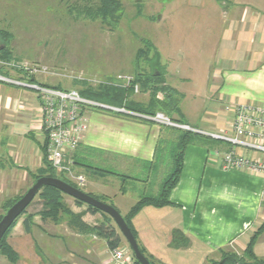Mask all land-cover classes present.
I'll list each match as a JSON object with an SVG mask.
<instances>
[{"label":"crops","instance_id":"0c3cea01","mask_svg":"<svg viewBox=\"0 0 264 264\" xmlns=\"http://www.w3.org/2000/svg\"><path fill=\"white\" fill-rule=\"evenodd\" d=\"M212 6L213 60L202 70L203 114L194 115L200 104L190 101L180 113L185 118L172 119L208 133L229 134L237 104L264 105V0H214ZM166 81L164 86L176 88ZM5 85L11 84L0 83V195L3 181L10 176L8 170L20 169L29 177L43 166L41 145L46 141L37 94L6 89ZM163 98L158 92L157 99ZM145 100L135 95L132 98L141 105ZM133 113L89 110L87 130L72 153L75 170L88 172L83 173L84 192L104 197L118 209L127 198L122 191L124 178L106 177L109 173L99 170L103 169L99 164L119 159L153 162L160 140L170 133L168 127ZM12 122L17 124L15 129ZM214 149L187 145L180 176L168 195L170 204L143 206L132 218L138 241L156 264H204L219 260L222 248L242 253L264 221V173L225 169L213 155ZM238 152L255 155L248 150ZM33 203L8 234L7 242L18 254L17 261L11 263L0 256V264H111L104 238L94 232H79L68 220H42L38 209L29 211ZM71 209L89 225L102 219L100 212H92L86 205L76 204ZM30 214L26 230L24 221ZM175 229L187 237V247L171 245ZM253 252L264 257V231L258 235Z\"/></svg>","mask_w":264,"mask_h":264},{"label":"rangeland","instance_id":"374dc122","mask_svg":"<svg viewBox=\"0 0 264 264\" xmlns=\"http://www.w3.org/2000/svg\"><path fill=\"white\" fill-rule=\"evenodd\" d=\"M119 1L123 12L116 27L110 29L98 20H91L83 14L78 16L70 11V3L66 0H0V32H4L0 33V47L6 46V52L10 56V62L0 58V65L6 68L10 79L75 89L82 97H85L81 93L85 86L96 88L100 84L122 87L132 85L127 99L132 101L134 95L136 98H145L142 107L146 111L159 110L169 118L182 117L180 113L183 114L190 101L200 104L194 109V115L203 114L200 95L204 89L201 78L202 70L213 60L211 21L214 16V0ZM140 51L147 52V56H137ZM155 66L161 72V84L166 85L168 79L176 86H166L172 89V102H166V107L157 101L151 103L150 91L142 86L143 81H135L140 75H144L141 73L153 75ZM181 76H188V81ZM3 84H11L5 85L6 89H18L23 93L35 92L24 85L6 81ZM194 84L196 89L193 88ZM195 93L199 97H194ZM101 101L100 103L117 106L107 99ZM89 109L107 112L95 107ZM182 118H185L184 115ZM10 126L15 129L17 124L12 122ZM175 136L173 133L168 137ZM216 149H224V146ZM103 162L99 164L101 168L115 173H109L106 177L116 179L117 176L122 180L121 175H124L122 191L126 192L127 198L117 208L121 215H125L127 208L142 194L155 195L161 180L172 166V159L167 152H162L155 159L152 168L146 162L137 163L126 159ZM75 169L74 167L70 174L64 172L65 178L84 191L85 188H82L85 182L80 185L75 177H84L88 172L81 173ZM8 173L9 179L3 181L4 188H1L0 215L7 211L3 205L5 201L18 199L34 181L20 169L8 170ZM62 197L65 206L72 211L71 208L77 204L74 198L65 193H62ZM37 198L38 196L34 197ZM38 203L34 202L29 211L38 209ZM61 218L68 220L69 217L61 215ZM122 241L126 245L127 242L124 239Z\"/></svg>","mask_w":264,"mask_h":264},{"label":"trees","instance_id":"16d2710c","mask_svg":"<svg viewBox=\"0 0 264 264\" xmlns=\"http://www.w3.org/2000/svg\"><path fill=\"white\" fill-rule=\"evenodd\" d=\"M66 1L67 3H70L68 4L70 6V11L76 13L78 16H81L83 14L86 18H89L91 20H98L104 26L110 27V29H113L116 27L117 22L119 21L122 15V12H123L122 4L119 0H66ZM70 1H72L73 3H71ZM0 33L4 34L3 31ZM6 50H8L6 46H3V48L0 47V58H2L1 59L2 61L10 62V56L7 54ZM142 55L147 56V52L140 51V54H138L137 56H142ZM5 69L3 65L1 64L0 65V75L7 76V77L10 76V74ZM141 74H144L145 76L147 75L145 73H141ZM144 75H140L141 77H138L136 79L134 78V79L136 82L139 80L143 81L142 86L150 91L151 103H153L154 101H157L166 107V102H172V98H171L172 89L170 87H166L163 84H161V81H160L161 72L156 66H155L153 75L151 76L148 75L146 77H143ZM17 80H20V79H17ZM31 80L33 81L34 78H31ZM0 83H3V81H0ZM44 85L62 89L61 87L56 86V85H49V84H44ZM132 88H133L132 85L128 87L127 86L122 87L119 85H107V84L101 85L100 84L96 88L85 86V88L81 91V93L83 96H85V98H90L91 100H94L97 102H102L101 99H107L111 101V103H116L117 105L116 107H123L128 111L137 112L142 115H153L154 113H156V112L146 111L144 107H142L141 104L132 102L131 100L127 99V96L132 91ZM158 92H161L162 94H164V98L162 100L157 99ZM87 95L89 97H87ZM166 127H168L170 131L168 136L171 134L173 135V133H175L176 136L173 138H170L167 136L165 138H162L158 146L156 147V155H155L154 161L147 163V165H149L152 168L154 165L155 159L158 156H160L162 152H167L169 153L172 159V166L170 167L169 172L161 180L157 194L155 195L142 194L137 199V201L129 208L126 214L122 215L131 233L136 239L141 252L152 264H156V262L147 253L145 248L138 241L136 231L132 225V218L143 206H146V205L163 206V205L170 204L168 195H169L171 188L176 184L180 176V172L182 170V165H183V153L187 145L202 144V145L207 146L208 148H211V147L217 148L220 145H224L226 148L229 147L227 143L221 140L213 139L201 133L192 132L188 130H182V129L169 127V126H166ZM41 150L43 154V166L39 170H37L35 173H31V172L29 173L32 179L35 180L36 178L40 176L57 177L77 187L75 183L65 178L64 173L58 174L55 171V169L51 166V164L47 161L46 141L45 143L41 145ZM74 164H75V160H74ZM99 170L106 172V173H113V172L106 171L103 169H99ZM121 176L122 178H124V175H121ZM62 193L63 192H61L60 190L52 186H44L37 193L36 196H38L40 199L38 201L39 202L38 204L40 206L38 208V214L40 215L42 220L50 219L54 223H57L61 221L62 219L61 215H67L69 217L68 223L74 226L76 230H78L79 232H83V233L94 232L97 235L104 238L108 246V249H114L122 244L123 242L122 240L123 239L125 240V238L122 236L121 232L119 231L115 223H113L114 222L113 219L108 214L86 204L88 210L92 212H100L102 215V219L98 221L95 225H89L82 220V215L80 213H74L65 206ZM92 196L98 200H101L107 203L104 197L95 196V195H92ZM18 199L6 200L5 203L3 204L5 207V210H7ZM74 200L77 204H85L79 200H76V199ZM33 202H34V198L29 203L28 206H30V204H32ZM28 206L13 221L11 226L3 234L0 240V254L6 257V259L11 263H14L17 261L18 254L8 244L7 236L10 233L13 226L16 224L19 217L26 211ZM2 216L3 215L1 214L0 219ZM32 216L33 214H30L24 221V226L26 230H29V220L32 218ZM262 231H264V221L258 227V229L254 231V233L249 237L247 245L244 248L242 253H237L234 250H231L229 248H222L220 249L221 256L219 260H207L206 263L204 264H264V257H258L253 252L254 243L258 235ZM171 245L174 247H187L189 245V240L187 239L186 236L182 234L180 230L175 229L172 235ZM126 246L130 249L127 243H126ZM134 263L138 264L135 261V259H134Z\"/></svg>","mask_w":264,"mask_h":264},{"label":"built area","instance_id":"2783aa9c","mask_svg":"<svg viewBox=\"0 0 264 264\" xmlns=\"http://www.w3.org/2000/svg\"><path fill=\"white\" fill-rule=\"evenodd\" d=\"M0 81L24 85L37 93L40 101V126L46 138V158L57 173L72 172L74 167L72 153L87 130V112L90 107L134 114L123 107L110 106L82 97L75 89H58L44 84L25 83L2 75ZM141 116L160 125L201 133L227 143L229 146L227 149L213 151V155L221 161L225 169L246 168L250 172L264 173V105L237 104L233 108L229 134L206 133L189 124L173 121L162 112ZM238 149L251 151L255 155H244L238 152ZM75 178L80 185L84 184L85 179L82 175ZM108 250L111 264H135L126 245L121 244Z\"/></svg>","mask_w":264,"mask_h":264},{"label":"water","instance_id":"95a60500","mask_svg":"<svg viewBox=\"0 0 264 264\" xmlns=\"http://www.w3.org/2000/svg\"><path fill=\"white\" fill-rule=\"evenodd\" d=\"M44 186L55 187L72 198L108 214L113 219L122 236L125 238L135 261L138 264H152L141 252L140 247L127 226L123 216L114 206L96 199L92 195L57 177L40 176L36 178L26 192L7 209L0 219V240L13 221L23 212Z\"/></svg>","mask_w":264,"mask_h":264}]
</instances>
